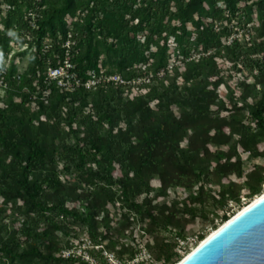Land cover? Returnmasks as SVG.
Segmentation results:
<instances>
[{
  "label": "trees",
  "instance_id": "obj_1",
  "mask_svg": "<svg viewBox=\"0 0 264 264\" xmlns=\"http://www.w3.org/2000/svg\"><path fill=\"white\" fill-rule=\"evenodd\" d=\"M236 27L250 39L228 43ZM69 41L73 90L47 80ZM2 78L0 264H88L61 256L84 234L133 257L132 224L176 264L178 238L209 234L198 218L217 229L264 191V162L244 158L264 160V0H0Z\"/></svg>",
  "mask_w": 264,
  "mask_h": 264
},
{
  "label": "built area",
  "instance_id": "obj_2",
  "mask_svg": "<svg viewBox=\"0 0 264 264\" xmlns=\"http://www.w3.org/2000/svg\"><path fill=\"white\" fill-rule=\"evenodd\" d=\"M38 16V6H34L27 11V17L35 20ZM235 38H242L249 40L250 36L244 28L236 27L233 34L228 38V43H231ZM73 45L71 41L66 44V56L58 66H50L48 68L47 80L54 81L60 87L73 90L82 85L79 73L76 71V66L71 59L70 47ZM177 53H172V61L168 66L171 69L174 65L179 64ZM9 60L6 66L8 67ZM167 69L152 73L149 76L139 77L137 79L126 80L120 74L97 73L96 71L88 72L90 79L85 83L87 88H93L100 81L115 83V84H140L142 82H150L154 77L164 76ZM3 74L5 73L2 71ZM102 75V76H98ZM3 78L0 81V87L3 86ZM45 95V94H44ZM36 97V96H34ZM199 244L197 235L188 236L186 238H178L177 251L182 257L188 254L196 245ZM61 256L66 259H79L88 264H166L165 260L156 259L148 250L146 245L140 244L137 247V252L133 257L119 258L114 252L110 251L100 241H96L90 237H75L71 239L70 243L61 250Z\"/></svg>",
  "mask_w": 264,
  "mask_h": 264
},
{
  "label": "water",
  "instance_id": "obj_3",
  "mask_svg": "<svg viewBox=\"0 0 264 264\" xmlns=\"http://www.w3.org/2000/svg\"><path fill=\"white\" fill-rule=\"evenodd\" d=\"M176 264H264V194L219 225Z\"/></svg>",
  "mask_w": 264,
  "mask_h": 264
},
{
  "label": "rangeland",
  "instance_id": "obj_4",
  "mask_svg": "<svg viewBox=\"0 0 264 264\" xmlns=\"http://www.w3.org/2000/svg\"><path fill=\"white\" fill-rule=\"evenodd\" d=\"M11 48H12L11 53L12 54H17L19 52L24 51L26 49V46H19V45L12 44ZM31 56H32L31 49L29 48L27 50V52H24L23 55L21 57H19L18 62H17L18 63V72L19 73H22L26 69V67L28 66L29 59H30ZM5 63L7 64L8 60H6ZM222 90H223V93H227L226 89L224 87H222ZM0 94L1 95H5L6 94V89L3 88V87H0ZM244 158H245V171L246 172L250 171L252 169V165H254V164L261 165L264 162V160L262 158H258L256 160H254L251 165H249V161H248L246 155H244ZM112 211L115 214V218L116 217H118V218L120 217V212L117 209L113 208ZM16 218H17L16 214H13L11 216L10 222H12V221L16 222L17 221ZM219 221L220 220H217L216 222L218 223ZM195 224H196V226H194V228H193L195 233L200 232L202 230L205 231V229H206V231L209 232V234L213 231L212 230V224L210 223V220H205L204 218H198L195 221ZM125 233H126V236H124V237H126V238H124V240H126L129 243H132L133 245H135L136 249H137V247H139L140 244H143L144 241L140 238V237H142L143 234H142V232L140 230V226L139 225L132 224L131 226H128V228H126V232ZM163 234L165 236H167V237H172V233L169 232V231H164ZM77 237H90V236L84 234V235H79ZM113 237H119V235L114 232L113 233ZM73 238H75V237H73ZM134 239H136L135 240L136 242L134 241ZM96 241H100L104 245V247L107 248L106 242L102 241L100 238L98 240H96ZM125 257H128V255H126Z\"/></svg>",
  "mask_w": 264,
  "mask_h": 264
},
{
  "label": "bare ground",
  "instance_id": "obj_5",
  "mask_svg": "<svg viewBox=\"0 0 264 264\" xmlns=\"http://www.w3.org/2000/svg\"><path fill=\"white\" fill-rule=\"evenodd\" d=\"M262 194H264V191H263L260 195H258V196L255 197L254 199H252L250 202H248L246 205H244L243 207H246L247 205H249L250 203H252L255 199H258ZM243 207H242V208H243ZM242 208H241V209H242ZM241 209H239V211H240ZM236 213H237V212H236ZM236 213H235V214H236ZM214 230H216V229H214ZM214 230H213V231H214ZM208 235H209V234H208ZM208 235H207V236H208ZM196 246H197V245H196ZM194 248H195V247H194ZM191 251H192V250H191ZM191 251H190V252H191ZM190 252H189V253H190ZM189 253H188V254H189ZM188 254H186V255H188ZM186 255H185V256H186ZM185 256H184V257H185ZM184 257H182V258H184Z\"/></svg>",
  "mask_w": 264,
  "mask_h": 264
}]
</instances>
